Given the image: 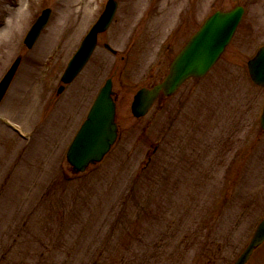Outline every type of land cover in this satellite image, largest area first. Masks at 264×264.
Returning <instances> with one entry per match:
<instances>
[{"label": "rangeland", "instance_id": "obj_1", "mask_svg": "<svg viewBox=\"0 0 264 264\" xmlns=\"http://www.w3.org/2000/svg\"><path fill=\"white\" fill-rule=\"evenodd\" d=\"M115 1L91 61L58 96L107 0H0V81L20 60L0 105V264H233L264 218V90L247 67L264 45V0ZM238 6L242 22L211 72L135 119L137 91L165 79L208 17ZM108 78L119 139L73 175L67 148Z\"/></svg>", "mask_w": 264, "mask_h": 264}, {"label": "water", "instance_id": "obj_2", "mask_svg": "<svg viewBox=\"0 0 264 264\" xmlns=\"http://www.w3.org/2000/svg\"><path fill=\"white\" fill-rule=\"evenodd\" d=\"M116 4L111 1L106 13L85 39L81 49L71 61L64 77V83H70L81 71L96 45V36L104 32L115 14ZM243 9L238 7L230 12H217L209 18L203 27L192 37L171 64L170 73L163 83L153 89L140 90L134 98L132 113L136 118L145 116L155 100L163 93L172 96L189 78L203 77L216 63L225 47L230 43L241 19ZM50 11L44 12L29 33L26 44L32 47L41 30L48 21ZM18 62L10 69L0 84V101L15 74ZM249 73L253 82L264 88V47L254 59L249 61ZM112 82L108 80L99 93L86 122L71 144L67 160L74 173L85 172L90 165L102 161L117 139L115 123V103L112 99ZM62 92V89L59 90ZM264 130V113L261 118ZM264 243V219L246 250L234 264H246L253 251Z\"/></svg>", "mask_w": 264, "mask_h": 264}, {"label": "flooded vegetation", "instance_id": "obj_3", "mask_svg": "<svg viewBox=\"0 0 264 264\" xmlns=\"http://www.w3.org/2000/svg\"><path fill=\"white\" fill-rule=\"evenodd\" d=\"M248 264H264V245L256 249Z\"/></svg>", "mask_w": 264, "mask_h": 264}]
</instances>
